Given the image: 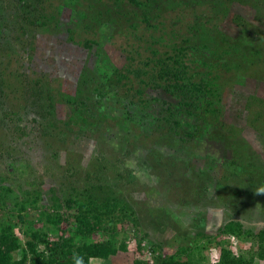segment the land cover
Masks as SVG:
<instances>
[{
  "label": "trees",
  "instance_id": "1",
  "mask_svg": "<svg viewBox=\"0 0 264 264\" xmlns=\"http://www.w3.org/2000/svg\"><path fill=\"white\" fill-rule=\"evenodd\" d=\"M231 1L248 4L256 11L264 10V0H0L1 35H6L0 38V47L5 45L0 50L6 51V55L12 52L18 56L19 46L30 55L33 49L30 44L39 28L51 29L57 34L66 29L74 41L76 32L69 25L71 21L64 28L65 23L60 19L66 7L73 10L76 21L82 24L86 36L78 42L87 48L99 44L95 34L98 30L103 33L101 29L110 31L111 37L114 32L129 30L137 40L136 47L128 49L124 64L111 67L98 62L94 68L85 66L75 96L69 97L61 90L55 95L44 80L45 76L32 78L23 70L14 71L23 98L20 103L12 102L8 95H14L16 89H11L4 78L12 66L0 60L3 64L0 66V129L9 128L15 120L17 129L25 134L21 121L32 113L41 139L47 144L57 141L56 145L64 147L77 132L70 120L55 117V104L65 101L81 116L80 133H85L86 128L101 133L110 123H115L132 131L130 146L142 144L146 148L137 165L129 160L133 150L128 144L119 142V148L113 146V151L119 152L121 158L113 160L105 152L102 156L95 154L91 159L95 168L86 174L81 171L83 166L80 169L73 166L68 179L49 187L50 202L44 199V181L38 177L28 180L26 188L18 185L19 191L0 185V209L8 211L9 208L18 219L11 222L7 217L0 218V264H91L93 258L108 259L120 249H128L130 234L121 224L128 221L135 229L133 235L137 242V257L132 264H255L264 260V226L249 225L238 218L227 220L216 233L199 230L188 240V236H183L186 242L178 244L173 251L164 250L161 243L151 239L149 232L141 227L153 209L144 206L143 201L136 202L143 208L127 209L129 202L126 201L123 212L128 213V219L122 221L123 217L113 210L112 203H116V199L109 204L108 194L111 191L116 193L115 197L121 195L125 199L128 194L122 195L124 190L121 189L125 185L108 192L111 181L107 175L103 176L107 166L121 167L120 171L123 168L125 174L117 172L113 181L132 184L139 165L149 169L165 165L164 174L158 169L163 178L170 179L173 174L180 177L177 171L180 164L175 160L184 159L185 150L196 157L197 151L192 147L198 140L208 132L216 136L217 126L223 123L224 88L221 83L226 82L227 75L236 66L248 71L264 62V37L251 44L244 37L231 38L221 33L219 19L227 13ZM178 6L182 9L177 10ZM166 10L178 14L176 20H171L172 26L178 24L187 11L192 19L180 25L178 31L173 27L165 30L163 12ZM245 24L246 21L242 25ZM184 31L190 35L181 33ZM157 42L162 48L156 46ZM16 44L18 48H13ZM216 50L219 52L213 55ZM14 73L12 69L8 71L9 75ZM149 88L165 90L174 100L157 97L148 91ZM106 100L110 103L107 101L104 105ZM226 131V127L223 132L218 130V138L225 140ZM162 143L168 150L161 148ZM50 147L54 155L60 149ZM207 158L211 161L210 155ZM212 167L203 166V169ZM199 174L194 175L195 179L190 176L187 184L194 187L197 177L204 179L194 189L196 196L204 199L211 187L207 179L212 177ZM220 180L223 185L227 181L226 178ZM234 194L237 195L235 191ZM188 195L187 192L185 203ZM158 213L166 217L165 222L176 216ZM177 215L183 217L180 211ZM181 219L177 218L176 227L183 231L186 223L180 225L178 220ZM190 221L197 225L196 218L190 217ZM232 237L239 238L243 244L250 242L249 249L244 252L246 247H242L235 253L231 248ZM213 244L220 245V255L214 262L208 254Z\"/></svg>",
  "mask_w": 264,
  "mask_h": 264
},
{
  "label": "rangeland",
  "instance_id": "2",
  "mask_svg": "<svg viewBox=\"0 0 264 264\" xmlns=\"http://www.w3.org/2000/svg\"><path fill=\"white\" fill-rule=\"evenodd\" d=\"M228 4L229 8L225 15L223 12H218L219 15H223V18L219 19L221 33L223 32L231 38L244 37L251 44L254 43V40L264 37V10L256 11L250 5L242 4L239 1H231ZM178 9L180 10L182 7L178 6ZM163 14L165 30H170L173 27L178 31L180 25H185L192 19V15L187 11L185 15L181 14L183 16L180 22L178 21V24L175 23L176 25L172 26L171 20L173 18L176 20L178 14L174 11L167 12V10ZM61 15L60 19L65 23L64 28L67 27L68 21H71L69 25L75 28L74 41L69 38V32L66 29L57 34L51 29L39 28L36 31V37L33 38L34 42L32 45L30 44V48L33 47L30 55L27 51H21V47L18 48L17 44L13 48H18V56L12 52L11 55H6V51L0 50V60L4 65L10 63L12 66L7 69L4 76L6 84L11 89L18 90L17 92L15 90L14 95L12 93L8 95V99L11 98L12 102L20 103L23 98V91L19 88L20 82L15 77L16 71L24 70L32 78L36 76L44 78L45 76L44 80L52 87L55 95L58 90H61L66 92L68 97L75 96L78 81L85 66L94 68L98 62L101 65L109 64L111 67L122 65L126 62L128 49L137 45L135 36L133 37L129 30L123 33L114 32L111 37L110 31L98 27L103 31L102 33L98 30V33L95 34L96 39L100 40L99 44L87 48L78 42L86 34L81 28L82 24L76 21L73 10L66 7L62 10ZM136 19L139 20V17ZM245 21L246 26H243ZM247 21L250 24L247 25ZM143 30L145 31L144 28ZM181 33L190 35L186 31ZM1 34L2 23H0ZM4 36L6 35H1L0 38H4ZM167 36L166 39H168ZM3 45L0 48H5ZM146 45L148 46V43ZM158 45L161 43L157 42L156 46ZM158 47L162 48V46ZM218 52L216 50L212 54ZM143 56H137V58ZM3 64L0 61V66ZM16 67H19V70ZM10 69L13 73L15 71L13 75L8 74ZM248 71L245 67L237 68L236 66L227 75L226 82L223 80L221 83L224 88L223 123L220 127L216 125L219 129H217L215 137L213 132H208L205 137L198 140L196 146L192 147L197 151L196 157L188 155L183 149L185 158L175 160L177 164H180L177 168L180 177L173 174L170 179L163 178L158 169L164 174L165 165H154L151 167L152 169L139 165L137 177L132 181L135 182L123 184L112 179L117 172L122 171L125 174L123 168L120 171L121 167L115 169V167L107 166L104 171L103 176H108L107 179L111 181L108 192L125 185L121 188L124 190L122 195L128 194L124 199L119 194L118 197H115L116 193L109 192V204L114 198L117 201L112 203L114 213L123 217L122 221L127 220L128 213L123 212L127 206L126 201L129 202L127 209L133 210L139 208L136 202L143 201L144 206L153 209V213L150 214L153 216H149L141 227L149 232L151 239L157 243L160 242L164 250L173 251L178 244L186 242L183 241V236H188L186 239L188 240V238H193L199 230L216 233L219 227L232 218H238L249 225L264 226V62L255 65ZM148 91L157 97L174 100L165 90L149 88ZM107 101L104 105L108 104ZM55 106L57 120H70L74 123L73 127L77 131L75 136L71 137V140L64 143L65 146H61V148L60 144L56 145L57 141L47 144L41 139L38 123L32 119V113H28L21 121L25 134L22 133V130L17 129L15 120L11 122L9 128L3 126L0 129V185H8L15 191H19L18 185L26 188L28 180L34 176L38 177L39 180L44 181V199L50 202L49 187L58 185L61 180L68 179L73 166L79 169L83 166L81 169L83 174L91 172L95 168L91 163L93 155L99 153L102 156V153L105 152L109 158L112 156L113 160L116 157L121 158L119 152L114 153L113 151V146L119 148V142L128 144L133 150L129 156L130 163L133 165H137L139 158H142L140 155L146 153V148L142 144L136 146L131 144L130 146L133 135L129 129L125 130L115 123H110L101 133L96 132L94 128H86L85 133H80L78 129L80 125H83V121L74 110V106L65 101H57ZM112 112L115 114V111ZM59 125H63V123L59 122ZM225 127L228 129L224 132L225 140L219 139L217 134L223 132ZM51 145L58 146L61 150H57L55 147L57 153L54 155ZM161 148L168 150L165 143L161 144ZM207 155L211 156V161L208 160ZM202 157L203 159H201ZM143 158L148 161L147 157ZM210 165L213 167L203 169V166ZM199 172L212 177L207 179L211 187L204 199L196 196L197 191H195L196 187L204 182V179L201 180L200 177H197L196 181H193L194 187L187 184L189 177L195 179L194 175H200ZM225 178L227 179L226 183L220 184V179L225 180ZM169 180L171 183L167 184L166 182ZM234 191L237 195L234 194ZM187 192L189 195L187 203H185ZM7 205H11L10 201L7 202ZM178 211L182 212L183 217L177 215ZM158 212H165L169 215L176 214V216L165 222L166 217L162 218ZM32 215L33 213L30 216ZM113 215L115 217V214ZM2 217H7L11 222L18 220L16 213H13L9 208L8 211L0 209V218ZM190 217L196 218L198 226L191 223ZM30 218L32 219L33 216ZM177 218L183 220H178L180 225L186 223L183 231L179 230V226L176 227ZM121 224L125 227L126 233L130 234L127 241L128 249H120L105 260L93 258L91 264L133 263L137 257V242L133 235L135 229L129 221ZM230 240L231 248L235 253H238L242 247H246L244 252L249 249L250 242H245L244 245L237 237H232ZM219 247L220 245L213 244L209 250L208 254L213 262L220 255ZM255 264H264V260L257 261Z\"/></svg>",
  "mask_w": 264,
  "mask_h": 264
}]
</instances>
